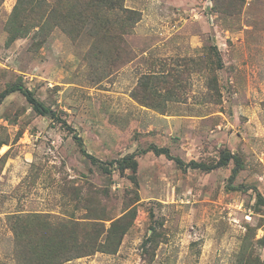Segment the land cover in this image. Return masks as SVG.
I'll use <instances>...</instances> for the list:
<instances>
[{"label":"rangeland","instance_id":"1","mask_svg":"<svg viewBox=\"0 0 264 264\" xmlns=\"http://www.w3.org/2000/svg\"><path fill=\"white\" fill-rule=\"evenodd\" d=\"M17 1L0 0V94L22 83L60 119L19 90L0 101V264H18L43 223L87 220V205L127 215L128 230L116 252L61 264H233L244 244L263 259L264 0H122L139 16L128 28L118 10L98 25L95 9L47 25L37 10L9 42ZM61 1L60 13L77 0ZM151 144L209 165L230 150L244 165L231 180L233 160L183 169ZM128 154L136 173L104 171Z\"/></svg>","mask_w":264,"mask_h":264},{"label":"trees","instance_id":"2","mask_svg":"<svg viewBox=\"0 0 264 264\" xmlns=\"http://www.w3.org/2000/svg\"><path fill=\"white\" fill-rule=\"evenodd\" d=\"M62 3L63 1L61 0H57L54 4L45 3L43 0H18L7 23L8 41L13 42L19 37L27 35L30 28L36 25V22L25 23V19L28 21L30 20L24 16L28 12L37 10H44L47 12L48 16L44 19L45 25L59 23L60 21L67 23L71 19V17H69V12L74 10L77 11L78 19L83 24L88 22L86 12L92 11L91 9H95V13H93L92 17L94 25H98L100 23L99 21L103 20L100 16L102 13L116 10L121 13L119 17L122 19L121 25L124 28L132 27V23L137 22L139 19L136 10L123 5L122 0H77L72 5L68 3L64 11L60 13L57 9V5ZM16 90L23 93L34 110L38 113L60 119V116H58L55 110L46 106L36 97L31 89L22 83L9 84V86L1 92L0 101ZM75 135L81 151L94 160V157L86 152L82 138L77 134ZM144 151H153L157 155H166L174 159L183 169L194 168L209 171L217 167L226 166L233 160L235 169L231 176V180L238 170L243 169L244 165L241 156L230 150H224L220 160L211 165L196 160L185 162L180 157L174 156L168 147L158 146L156 144L149 145ZM113 165L116 166L115 169L121 172L131 169L132 172L136 173L138 169V161L135 154H128L123 158L112 160L107 166H104V171L106 173L112 172L114 170V168L112 169ZM229 186L236 190H241L245 187L244 184L235 186L229 184ZM256 192L258 196L257 204L264 207V196L260 192ZM79 201H83L80 203H88L82 196H79ZM87 207L90 217L86 216L87 220L85 221L72 220L66 223H52L51 225H49L47 221V224L43 223L36 231V235L33 236L27 232L25 238L20 241L22 247L18 248V264H61L75 258L92 255L97 251L107 253L116 252L129 227V225L124 224L127 215L117 219H114V217H102V214H97L98 217H96L90 214L91 207L88 205ZM104 220L112 221L106 226ZM80 234H82V236H80ZM261 239L264 240V237ZM152 241L153 239L148 238L146 244ZM233 264H264V258L261 259L253 256L249 245L244 244L238 252L236 262Z\"/></svg>","mask_w":264,"mask_h":264}]
</instances>
